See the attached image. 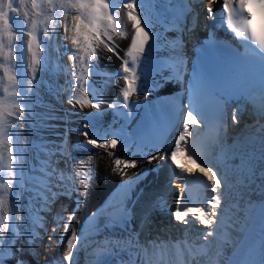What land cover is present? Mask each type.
<instances>
[{
	"label": "snow or ice",
	"instance_id": "1",
	"mask_svg": "<svg viewBox=\"0 0 264 264\" xmlns=\"http://www.w3.org/2000/svg\"><path fill=\"white\" fill-rule=\"evenodd\" d=\"M31 9L37 11V15H44V4L38 3V0H30ZM173 0H58L60 8L65 15L64 20V39L70 40L74 46L71 59L73 60V68L83 66L80 74L73 73L76 76L77 84L76 91L78 95L69 96V103H75L80 107V115H82V127L79 129V134L85 137L84 142H76L69 144V135L73 131L68 127L71 123L67 117L76 115V112L65 111L63 115L45 113L37 114L33 109L38 99L32 81L38 79V72L43 71L47 66L46 60L42 57L45 48L46 37L51 36L55 39L53 33H49L47 26L44 27L43 36L37 34V24L32 23V28L28 32L27 49L31 53V62L28 67L31 69V79L18 75L17 71L10 66L14 57L12 49L14 47V39L22 40L19 30L14 33V25L17 23V17L20 14L21 8H27L28 0H0V57H3L5 63L0 64L4 69V77L7 84L3 91L10 97L8 99H0V161H3L5 153L9 164L7 166L8 178L6 182L0 183V190L3 195H0V212H3L7 203L8 196L11 195L13 201V220H22V217L16 215L19 209L15 206L18 193L16 188L24 189L32 193L28 197L29 207H35L36 213H51L52 205L63 196L66 199L73 201V207L70 212L67 211V205H61L62 213L53 215V226L49 231L45 227L46 216L36 215L30 216L33 223L44 229V234L35 231L17 232L10 228L6 222L5 215H0V264H27L23 255L17 256V253H23L25 248L23 245L17 246V241L26 239L29 253H35V250L40 246L37 241H43L45 235L49 243L46 247H51L52 242L57 245L64 239V234L57 236V229L61 226L65 232L71 226V222L75 219L79 210L86 206L89 189L92 182L95 180V170L91 166L88 167V175L81 182L84 184L83 192L79 188L66 184L65 169H71L73 163L76 167L85 166L82 160H79L73 155L74 152L91 151L92 148L102 149L107 152L111 158L112 173L120 176L122 179L118 186L116 196L120 200V212L118 215H113L107 209L110 206L108 201L105 204L96 208L89 214V221L93 222V235H99L101 228L111 230L119 228L122 232L128 234L127 240L119 238L105 239L101 244H98L96 250L97 260L95 264H107L109 258L119 256V250L122 244H127L129 247L133 245V230L131 226L132 211L136 204V200L132 199V193L138 186L142 178H146L148 173L155 171L154 168H144L128 175V169H136L138 164H152V161L166 159L165 154L157 152L155 155H147L145 148L149 146L150 133L148 129L149 123L152 121V115L146 108L147 97L156 87H161L173 80L180 81L183 77V67L186 63L181 48L179 39L169 42V46L174 50L175 55L171 57V64L167 60H162L154 70L150 77L147 61L149 53L153 50L154 45L159 40V34L154 31L152 21L145 13V4L153 7L163 6L165 12H174L175 16L170 22H165V31H179L178 22L180 18L188 13H192L194 9L190 7L193 0H177L178 3L185 5L183 9H171L168 7ZM215 0H208L209 5ZM44 3L53 5V0H44ZM121 6L126 10L127 20L131 23L132 34L130 36V44L124 56L120 55L118 45L115 42L114 35L124 36L125 28L121 23ZM207 12L212 16L213 9L208 7ZM71 13L72 20L69 25L66 19ZM12 14H16L13 16ZM29 12L24 11L23 16L29 17ZM163 16V12L157 13V18ZM257 16L260 18L261 27L257 29ZM222 19L226 24V29L234 34L244 47L248 50L247 54L242 57V62L249 67L259 68L261 74V91L264 93V0H223L222 4ZM194 29H188L193 31ZM7 49V52L5 51ZM107 50L112 52L121 60V66L115 73H105L102 71L100 63L101 57L97 55L98 50ZM21 59H23V47L19 49ZM172 69L171 75H161L166 69ZM87 75H104L109 81L113 79L118 83L123 80L124 85L118 92L112 102L108 104L109 110L112 111L111 127L119 123L120 132L122 135L111 133L112 138H108V128L97 129V120L101 117L100 104L102 101V91H98L88 80L80 81ZM160 75V79L155 77ZM151 79L152 87L149 88L147 83ZM66 83H68L66 81ZM212 87V82L206 76L205 72L199 66L194 65L192 76L187 86L188 104L184 114L182 125L183 130L174 140L175 147L171 150L170 159L175 161L177 154L185 152L189 160H193L195 156L200 159L201 165L208 163V167H199L200 176L206 178L210 182L208 186L211 189L212 195L207 200L206 206H199L193 209L185 207L179 201L185 197L183 188L179 193L177 206L174 212L175 221L183 225H191L193 221L205 225L209 230L202 236L205 242L214 236L215 226L219 222V217L222 215V202L225 199V194L230 190L229 180L226 173H221L219 168L213 171L216 167L210 162L204 160L197 153L191 151L190 140L199 135L200 127L208 126V117L205 110L201 107L199 98ZM64 89L57 84L49 86V94L59 101V97ZM134 95L143 96L144 102L137 99H132ZM122 97V98H121ZM243 93H239L237 99L242 98ZM87 105L97 109L96 112L84 113L83 108ZM184 108V106H181ZM144 111L141 112V109ZM240 106L237 103L232 111L233 124H240ZM195 113V115H194ZM27 114V115H26ZM258 115L264 117V106L258 112ZM199 117V119H197ZM9 118H14L10 120ZM52 120H61L65 124V129L60 134L59 143L49 141L39 130L47 128H55L56 125L48 123ZM25 124L29 129H35L38 135V142L30 147L34 148L38 154L43 153L46 159H38V166L34 165L31 169L32 173L40 175H29L25 170V151L19 148L17 141L19 140L20 125ZM10 129H15L10 133ZM264 133V124H261L258 129ZM103 132V135L100 133ZM15 137V140H14ZM238 144V152L244 161L242 169L241 184L247 188H251L253 183L258 180L257 189H251L252 192H257L264 195V136L260 138V154L245 151L250 141L234 142ZM15 147V152H14ZM111 149V151H109ZM117 152H123L124 156H120ZM131 153V155H129ZM139 155L140 159H133V156ZM195 162V161H193ZM63 163L65 168H61ZM15 165V167H14ZM259 166V170H257ZM176 165V168H179ZM181 172H186L189 176L196 175V169H183ZM128 179L124 180L123 177ZM29 187L25 188V184ZM11 190V191H10ZM75 194V199L73 196ZM131 202V207L129 206ZM163 207L164 201H154L147 210L143 213V221H149L151 210L154 207ZM183 208V211H181ZM66 216V219H65ZM191 217L192 219H187ZM103 220V224L100 221ZM9 233H11L9 235ZM138 240V234L135 237ZM88 237L84 235V230L81 229L79 235L76 229H73L72 236L67 242V253L65 259L68 264H75L74 260V241H85ZM261 258L259 264H264V233L261 239ZM4 249H9L7 258L5 257ZM38 255V253H36ZM45 264H48L46 261ZM237 264H251L248 260L238 261Z\"/></svg>",
	"mask_w": 264,
	"mask_h": 264
},
{
	"label": "bare ground",
	"instance_id": "2",
	"mask_svg": "<svg viewBox=\"0 0 264 264\" xmlns=\"http://www.w3.org/2000/svg\"><path fill=\"white\" fill-rule=\"evenodd\" d=\"M214 3L211 5H209L208 2L206 3L208 4V7L211 6L213 9L212 16L211 17L208 16V19L217 23L222 19V17L219 15L217 11V7L219 3L223 4V0H220L219 3H215V4ZM54 4L55 7L53 6ZM53 5L51 6L54 14L55 12L56 13L59 12L64 15L63 10L59 6L58 0H53ZM158 12H163L159 8V6L153 7L147 3L145 4V13L152 21V24L154 26V31L159 34V40L154 45L153 50L149 53V56L150 57L164 56L170 59L175 55V52L169 46V42L175 41L177 39L181 40V38H183L182 37L183 33L181 29L179 31H165L164 28L166 22L165 19L166 14L165 12H163V16L158 19L157 18ZM121 17H122L121 23L124 25L126 35L124 36L114 35V39L116 44L119 46L118 51L120 52V55L124 56L130 44V36L132 34V29H131V23L127 20L126 10L123 9L122 6H121ZM66 18H72L71 13H69ZM167 21L170 22L171 20L170 21L167 20ZM21 28H24V26L22 25ZM163 31L165 32V35ZM156 47H158L157 52L154 50ZM74 50L75 49L74 47L72 48L70 42V48H67V58H68L67 63L71 64L70 82L72 83V87H69V89L65 90L66 110L69 112H76L77 114L69 117L71 123L68 126L73 129V131L70 133L68 138L69 144L85 141V137L78 134L79 129L82 127V120H83L82 115L79 114L80 107L76 105L74 102L69 103V96L78 95L76 91L77 80H76V76L73 75V73L80 74L83 67V66H77L76 68H73V60L71 59V56ZM24 55L25 53L23 52V56ZM97 55L101 57L100 63L102 65L103 72L115 73L120 68L121 60L118 59L117 56L114 55L112 52H108L106 49L98 50ZM65 69H66L65 67L61 66L59 67V69H57V71H59L61 75L64 71L67 70ZM171 72L172 69L169 68L165 72V74H161V75L169 76L171 75ZM155 78L159 80L160 75H157ZM85 79L92 82L93 86L98 91H102L103 102L100 104V110L102 115L100 118H98L96 122L97 129L95 130L108 128L110 133L108 138H112L111 133L114 132H113V128H111L110 125L112 123L113 118H112V113L107 108H108V104L113 101V99L117 96L120 89L123 87L124 82L122 79H120L118 83L114 79L112 81H109L104 75L84 74V78L80 81V83H83ZM152 86H153L152 81H150V88ZM177 88H178L177 82H174V80L170 83L164 84L161 87H156L147 97V102L155 96L170 93ZM137 98L141 101V103L144 102L145 98L143 96L134 95L132 97V99H137ZM0 99H2L1 95H0ZM60 109H61L60 102L58 103L57 99L54 100L50 97L47 100V105L44 113L51 115L53 114V112H55L56 115H62V113H60ZM94 110L97 109L94 107H89L87 105H85L83 108L84 113H91ZM240 116H241V120H243V116L242 115ZM9 119L12 120L14 118H9ZM48 123L56 125L57 127L55 128L50 127L47 129L39 130L40 134L46 137V139H48L49 141H55L59 143L60 134H62L63 131L61 132V130L58 128L62 129V125L60 124H63V121L60 120L58 122L57 120H52L49 121ZM24 128H28V126L25 124H21L20 133L24 132L23 131ZM74 128H79V129H74ZM244 133H245L244 129L239 130L238 138L233 139V141L231 142L233 144L230 143V145L228 146L230 147L231 145L232 146L234 145L233 149L232 150L228 149V155L226 154L225 159L218 162L216 167L213 168V171H216V168L218 167L221 173L227 174L230 190L226 192L225 199L222 202V206H221L222 215L219 217V222L215 226L214 236L209 238L208 242H205L202 239V236L209 229L205 225L199 223L198 221H193L190 226L183 225L180 222L175 221V223L179 225L182 230H181V235L178 238H174V240L171 242L169 241V239H167L165 233L161 232L160 229L161 227L159 226H163L164 229L168 228L167 220L171 219V217H169L168 212L173 200L171 196L173 195L175 198L176 192L178 191L179 188L177 184L178 179L176 178V176L175 177L173 176L172 178L173 181L176 183L175 187H170L169 183H166L164 181V178H166V176L169 177L173 173V164L168 157H166V159L164 160H160V159L154 160L152 161L151 165H148L145 162L143 164H138L136 169H128L127 170L128 175H131L133 172L138 171L140 168L142 169L146 167H152V168L157 167L158 174L152 175L150 177H148L147 175L146 178H142V180L138 183V186L135 188V191L132 193V197H135V200L137 202L133 208V213H132L133 222L131 226L133 232H139L140 235H142V238L140 240L141 245H139L140 249L137 250L131 249L129 252L126 253L124 251H121L118 257L109 258L107 264H223L227 256L230 254L231 250L234 248L236 243L241 238L256 203L264 197V195H261L259 191L257 192L251 191V189H257L258 184L261 181L258 180L256 183H253L251 185V188H247L245 185L241 184V179L243 175L242 169L244 168L245 165L243 159L241 158L239 152L237 151L238 144L234 142H244V140H241V136ZM100 134L103 135V132H101ZM252 134L256 137L257 140L255 141L257 144H255V146L254 144L247 145L245 151L247 152L250 151L249 153H253L254 151H252L251 149L255 148L256 152L254 153L255 155L258 156L260 154V147H261L260 138L261 136H264V133L255 132L254 130ZM258 144L259 146L256 147ZM109 151H111V149H109ZM145 152L147 155H155L157 154V152H161V150L149 148V149H145ZM117 154L120 156H124L123 152H117ZM73 155L76 156L79 160H82L85 166L77 168L76 164L73 163L72 168L68 169L69 171H66L65 169L66 176L64 182L66 184L79 188L80 191L83 192L84 184L81 181L84 180V178L88 175L89 172L88 167L86 166H91L95 170L96 178L92 182L91 187L89 189L87 204L86 206L82 207L79 210L75 219L72 220L71 226L67 229V231L65 232L64 228L63 230H61L62 231L61 233H65V234L63 241L59 243V245H57L56 242H52L51 247H46L49 241L46 240L47 237H45L43 241H37V243L40 246L35 250V253L30 254L26 242L24 245L26 252L17 253V256L23 255L27 264H37L38 259L41 264H45L46 261L48 263L49 262L53 263V261L54 262L63 261V263L68 264V261L67 262L65 261V257L67 253V242L72 236L73 229H76L79 235L81 230V222L83 218L87 214L95 210L96 208L100 207L103 200L110 191L111 187H113V185H115L119 180L122 179L120 176L112 173L111 169L113 165L111 162V158L107 155V152L105 150L92 148L91 151L74 152ZM129 155L131 154L129 153ZM40 156L43 159H46V157H44L43 154H41ZM132 158L135 159L141 157L135 156ZM174 162L176 163V165L180 166L179 169L180 168L188 169L187 166L183 165L182 161H178V159H176ZM8 164L9 161L7 158V154L5 153L3 161H0V173L3 176V179L8 178V172H7ZM64 166L65 165L62 163L63 168ZM203 167H208V166H203ZM25 170L29 175H40L39 173H32L30 167L29 168L25 167ZM257 170H259V166ZM71 173L74 176V182L68 181V176H70ZM182 173H186V172H182ZM126 177L127 176H124L123 179ZM212 195L215 194L212 193ZM60 198L57 200V202L54 205H52L51 213L38 214V215L46 216L45 227L49 231L53 226V219H52L53 215L55 213H62L61 205H67L68 212H70L72 210V207L74 206L72 200H67L65 197H63L65 199L61 202ZM157 200H163L164 206L163 207L157 206L152 208L149 221L147 223H144L142 219L144 211L147 210L149 206L154 201ZM58 202L59 204L57 205V209H54V206ZM201 204L202 206L207 205L205 203H201ZM191 219L192 218H190V220ZM163 223H165V225H163ZM61 224L63 225V221H61ZM149 227L150 229H148ZM33 229L37 232H40L41 234H44V229L38 227L34 223L32 224L30 231H32ZM58 230L60 231V228H58ZM101 231H103V228H101ZM155 234H157V237H154ZM150 235H153V237L152 236L149 237ZM110 237L111 238L116 237V233L111 232ZM185 239L187 240L184 243ZM18 243L19 241H17V246L19 245ZM81 243L82 242L79 240L73 242L74 247L76 245H80ZM76 249L77 248H75V250ZM36 253H38V255H36ZM8 254L5 256L6 258ZM74 260L75 263L78 262V257L74 256Z\"/></svg>",
	"mask_w": 264,
	"mask_h": 264
},
{
	"label": "rangeland",
	"instance_id": "3",
	"mask_svg": "<svg viewBox=\"0 0 264 264\" xmlns=\"http://www.w3.org/2000/svg\"><path fill=\"white\" fill-rule=\"evenodd\" d=\"M15 2L18 3L19 0H15ZM38 3L44 4V15L38 16L36 13L39 10L33 11L31 9L30 0H28L27 8H21L20 14L17 17V23L14 25V33H16L17 30H19L20 35H22V40L14 39V41H13L14 47L12 49V55H13L14 59H13L10 66L13 67L14 71L18 72V75H22V76H25V77L31 79L32 72H31V69L28 67V65L31 62V53L28 52L27 41L29 39L28 32L32 28V23H33V21H35V23L37 24V34L39 36H43V31H44L45 26H47L49 33H53V28H55L56 31L54 33V36H55L54 40L52 39L51 36L44 38L45 39V48H44V52L42 53V57L46 60L47 66L45 67V69L43 71L38 72V74H37L38 79L35 81H32L33 86H34V90L36 91V95L38 97L33 110L37 114L44 113L46 105H47V100L50 97L52 99L56 100L55 98H53L52 95L49 94V86L52 84H57V85H60L64 89V91L61 94V96L59 97V101H58V103L60 102V108H61L60 113H62V115H63L64 114L63 110H64V112L67 111L66 110L65 90L69 89V87H72V83L70 82L71 64L67 63V59H68L67 58V48H70V40L66 41L64 39L65 16L59 12H57V13L55 12V14H54L52 6L44 3V0H38ZM53 6L55 7V4ZM24 11L29 12L30 15L28 18H25L23 16ZM53 14H54V16H53ZM12 15L16 16V14H12ZM66 19L68 20L69 25H71L72 18H66ZM20 25L21 26L23 25L25 29L21 28ZM179 27H180V25H179ZM180 29L182 31L181 27H180ZM25 33H27V34H25ZM164 35H165V32H164ZM23 36H25V37H23ZM181 40H182L181 48L184 50V48H185L184 47V45H185L184 44V38L183 39L181 38ZM20 47H24L23 52L25 53V55L23 56V59H21V53L19 51ZM73 47L74 46H72V48ZM5 51L7 52V49H5ZM3 63H5V61H4L3 57H0V64H3ZM61 66L65 67L68 71L65 69L66 71H64L60 75V73H59V71H57V69H59V67H61ZM3 73H4V69H3V67H0V95H1L2 99H8L10 101V97L7 94H5L3 91L4 86L7 84L6 78L4 77ZM63 76H65V77H63ZM66 81L68 83H66ZM67 119L70 120L69 117H67ZM57 121L59 122L60 120H57ZM60 125H62V129L61 128H58V129H60L61 132L62 131L64 132L65 124L63 123ZM74 129H79V128H74ZM14 130L15 129H10V133L13 132ZM23 131L24 132H21V133L19 132V140L17 141V143L19 145V148L21 150L25 151V153H26L25 158H24L25 167L26 168L30 167L32 169V167L34 165L38 166V159H43L40 156L43 153L38 154L34 148L30 147L32 144L38 142V135H37L38 130L24 128ZM39 134H40V131H39ZM14 140H15V137H14ZM255 144H257V143L255 142ZM255 144H254V146H255ZM258 146H259V144L256 147H258ZM251 150L256 152L255 148H252ZM14 152H15V147H14ZM248 152H250V151H248ZM14 167H15V165H14ZM60 167L63 168L62 163L60 164ZM64 168H65V166H64ZM66 171H69V170L66 169ZM6 180L7 179H3V176L0 173V183H4V182H6ZM68 181L74 182V176L72 173L70 174V176H68ZM27 187H29V185L26 183L25 188H27ZM13 188L18 193L17 202H16L15 206L19 209V211L16 213V215L19 217H22L23 219L19 220V221L13 220V213H12L13 201H12L11 195L8 196V203H7L4 211L0 212V215H5V213H6V216H5L6 222L9 224L10 228H12L13 230H15L17 232H29L30 228L33 224V220L30 218V216L34 217V216L39 214V213H36L34 210L35 207H37L38 205H35V202H33V205L31 207H29L28 197L31 196L32 193L25 191L24 189H21V188H16L15 184H14ZM0 195H3L2 190H0ZM171 198L173 199L174 196L172 195ZM64 199L65 198L61 197L60 198L61 202ZM73 199H75V194L73 196ZM67 200H69V199H67ZM59 202L54 206V209H57V205L59 204ZM52 219H53V217H52ZM157 221H159V220H157ZM163 225H165V223H163ZM62 226L63 225L61 224V226L59 227L60 231L57 229L56 234H58V236L61 234V232H62L61 230H63V228H64ZM148 229H150V227ZM10 234L11 233H9V235ZM151 236L153 237V235H150L149 237H151ZM138 237H139V239H138L139 245H141L140 240L142 238V235L139 234ZM154 237H157V234H155ZM18 241H19L18 246H20V245L24 246L26 243V239H20ZM46 244H47V241H46ZM123 246H124V244H122L121 249L119 250V254L121 253ZM0 248H3V245H0ZM137 249H140V247ZM130 250H131V248L128 249L127 252H129ZM4 252H5V256H6L9 253V249H4ZM25 252L26 251H24L23 253H25ZM60 256H62V255H60ZM74 256L78 257V262H76L75 264H83V263H81L82 262V256H81L78 248L74 251ZM57 262L56 263L49 262L48 264H59V263H61L60 261H57ZM38 263L41 264L39 262V259L37 261V264Z\"/></svg>",
	"mask_w": 264,
	"mask_h": 264
},
{
	"label": "water",
	"instance_id": "4",
	"mask_svg": "<svg viewBox=\"0 0 264 264\" xmlns=\"http://www.w3.org/2000/svg\"><path fill=\"white\" fill-rule=\"evenodd\" d=\"M262 233H264V197L256 203L241 238L223 264H237L238 261L243 260H248L251 264H259Z\"/></svg>",
	"mask_w": 264,
	"mask_h": 264
}]
</instances>
